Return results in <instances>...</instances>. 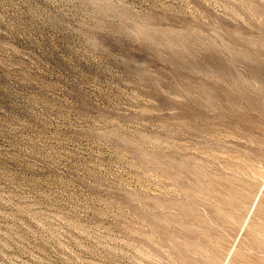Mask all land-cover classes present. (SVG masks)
I'll return each mask as SVG.
<instances>
[{
	"label": "rangeland",
	"instance_id": "rangeland-1",
	"mask_svg": "<svg viewBox=\"0 0 264 264\" xmlns=\"http://www.w3.org/2000/svg\"><path fill=\"white\" fill-rule=\"evenodd\" d=\"M0 264H264V0H0Z\"/></svg>",
	"mask_w": 264,
	"mask_h": 264
}]
</instances>
